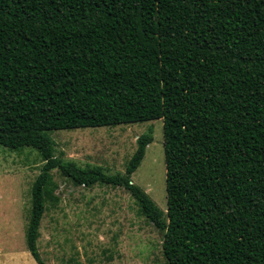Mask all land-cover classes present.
I'll use <instances>...</instances> for the list:
<instances>
[{
	"label": "trees",
	"instance_id": "trees-1",
	"mask_svg": "<svg viewBox=\"0 0 264 264\" xmlns=\"http://www.w3.org/2000/svg\"><path fill=\"white\" fill-rule=\"evenodd\" d=\"M162 120L166 211L121 174L55 156V131ZM0 146L31 147L36 264L56 170L118 187L162 233L165 264H264V0H0Z\"/></svg>",
	"mask_w": 264,
	"mask_h": 264
},
{
	"label": "rangeland",
	"instance_id": "rangeland-1",
	"mask_svg": "<svg viewBox=\"0 0 264 264\" xmlns=\"http://www.w3.org/2000/svg\"><path fill=\"white\" fill-rule=\"evenodd\" d=\"M151 132L152 142L132 175L154 204L166 211L162 120L55 131L49 134L55 156L84 168L121 174L136 140ZM44 160L31 147L0 146V264H36L26 246L31 186ZM55 204H47L37 249L46 264H165L162 233L143 216L125 190L75 186L52 171Z\"/></svg>",
	"mask_w": 264,
	"mask_h": 264
}]
</instances>
